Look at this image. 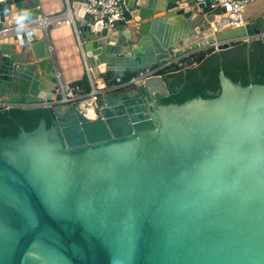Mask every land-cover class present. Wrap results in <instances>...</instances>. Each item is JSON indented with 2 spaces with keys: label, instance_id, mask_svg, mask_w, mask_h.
<instances>
[{
  "label": "water",
  "instance_id": "1",
  "mask_svg": "<svg viewBox=\"0 0 264 264\" xmlns=\"http://www.w3.org/2000/svg\"><path fill=\"white\" fill-rule=\"evenodd\" d=\"M88 1L68 4L109 86L196 51L264 44V11L193 41L204 31L190 9L210 2L126 0L130 22L108 29ZM20 8L38 29L30 43L15 31ZM41 15L39 0L0 2V101L51 117L0 134V264H264V83L221 70L216 96L165 104L163 75L103 94L96 117L76 102L45 105L60 85Z\"/></svg>",
  "mask_w": 264,
  "mask_h": 264
},
{
  "label": "trees",
  "instance_id": "2",
  "mask_svg": "<svg viewBox=\"0 0 264 264\" xmlns=\"http://www.w3.org/2000/svg\"><path fill=\"white\" fill-rule=\"evenodd\" d=\"M250 49L260 57L254 62L238 60L233 56L234 52L241 49ZM197 67L189 68L184 72L173 73L170 78L175 82L167 80L171 96L164 98L162 103H183L195 97L211 98L220 91L219 72L223 70L230 79L235 82L241 81L243 85L251 83H264V44L254 41L250 45L241 44L227 53L207 54L204 51L192 56ZM71 86H79L83 91L91 89L90 81L85 75L80 81ZM142 93H144L142 91ZM46 119L50 123L51 117L48 109L43 107H13L0 110V134L3 136L16 135L20 127L30 130L37 126L40 119Z\"/></svg>",
  "mask_w": 264,
  "mask_h": 264
},
{
  "label": "built area",
  "instance_id": "3",
  "mask_svg": "<svg viewBox=\"0 0 264 264\" xmlns=\"http://www.w3.org/2000/svg\"><path fill=\"white\" fill-rule=\"evenodd\" d=\"M3 0H0V2ZM196 4L210 2L212 9H220L227 17L229 28H237L246 24L245 12L250 2L257 0H192ZM86 14L89 19L96 25L100 24L103 28L113 29L117 24H127L131 20V10L126 0H89L86 6ZM49 20V21H48ZM47 22L41 23L46 28L47 23L64 21L67 24H74V15L69 4L66 11ZM197 63L192 59L187 61H179L176 65L162 67V69L153 68L142 70L137 74L128 77L123 82L109 86L105 82L94 83L90 80L91 89L88 92L83 91L79 86H61L52 92V98L57 99L56 102L61 103H78L79 107L90 117L98 115L97 110L100 109V99L105 93L135 87L140 83H144L147 79L157 76L169 75L177 73L184 68L194 67ZM91 78V76H89ZM55 95V97H53ZM50 100V99H49ZM54 103V102H53ZM52 102H46L45 105H51ZM35 105H15L6 101H0V110L13 107H32Z\"/></svg>",
  "mask_w": 264,
  "mask_h": 264
},
{
  "label": "crops",
  "instance_id": "4",
  "mask_svg": "<svg viewBox=\"0 0 264 264\" xmlns=\"http://www.w3.org/2000/svg\"><path fill=\"white\" fill-rule=\"evenodd\" d=\"M39 1L40 9L42 10V15L38 20L39 24L47 22L48 19H52L54 17L62 15L68 7V0ZM252 4L253 5H247L246 7V23L254 17L260 15V13L264 11V0L254 1V3ZM190 10L191 13H193L192 17H194L196 21H199L198 28L201 31H204V33L195 36V38H193V41H198L206 37L207 35H212L214 33L224 31L229 28L227 17L220 9L214 10L210 5H208L203 9H199L196 6L191 7ZM223 16L226 18V25H218V21H220ZM49 25L51 29L47 31V33L45 32V37L48 45L51 48L52 61L51 63H49L48 67L54 69L57 73H59V87L71 86L73 83L80 81L85 75H87L89 79H92L94 83L104 82L102 78L98 77L97 70L89 65L86 57L84 56L80 44L79 35L77 34V31L75 29V25H70L64 21H60L47 23L45 27L47 28ZM13 44L14 47L11 49V51L13 53L19 54L21 52L19 44L16 41H14ZM199 52L202 51H196L190 56L179 61L188 60L192 58L193 55ZM22 56H25V53H23ZM156 68L162 69V67ZM89 76H91V78ZM53 97H55V95Z\"/></svg>",
  "mask_w": 264,
  "mask_h": 264
},
{
  "label": "clouds",
  "instance_id": "5",
  "mask_svg": "<svg viewBox=\"0 0 264 264\" xmlns=\"http://www.w3.org/2000/svg\"><path fill=\"white\" fill-rule=\"evenodd\" d=\"M33 13L31 9L20 8L13 16L15 31L21 36V43H30L36 36L38 29L31 27Z\"/></svg>",
  "mask_w": 264,
  "mask_h": 264
},
{
  "label": "flooded vegetation",
  "instance_id": "6",
  "mask_svg": "<svg viewBox=\"0 0 264 264\" xmlns=\"http://www.w3.org/2000/svg\"><path fill=\"white\" fill-rule=\"evenodd\" d=\"M235 49V48H234ZM232 51V50H231ZM254 50H250V49H239V50H237V52H234V54H233V56H235V58L236 59H238V60H245V61H247L249 64L250 63H252V62H254L257 58H259L260 57V55H259V53L258 52H256V53H254L253 52ZM198 65V64H197ZM197 65L196 66H194V67H197ZM190 68H193V67H190ZM187 69H189V67H187V68H184L183 70H181V71H179V72H184V73H186V70ZM178 73V72H177ZM171 75H173V74H171ZM169 81L170 82H175L176 81V79L175 78H170V75H169ZM163 100V99H162Z\"/></svg>",
  "mask_w": 264,
  "mask_h": 264
},
{
  "label": "bare ground",
  "instance_id": "7",
  "mask_svg": "<svg viewBox=\"0 0 264 264\" xmlns=\"http://www.w3.org/2000/svg\"><path fill=\"white\" fill-rule=\"evenodd\" d=\"M227 21L226 18L223 16L220 21H218V25H226ZM4 39V37H0V40ZM48 98H52V93L48 95Z\"/></svg>",
  "mask_w": 264,
  "mask_h": 264
},
{
  "label": "rangeland",
  "instance_id": "8",
  "mask_svg": "<svg viewBox=\"0 0 264 264\" xmlns=\"http://www.w3.org/2000/svg\"><path fill=\"white\" fill-rule=\"evenodd\" d=\"M257 1H259V0H257ZM252 3H254V2L249 3L248 6L253 5ZM245 16H246V13H245ZM209 51H210V49H209V50H205L204 53L207 54ZM191 59H192V58L188 59L187 61H189V60H191ZM50 101H51L52 103H53V102L55 103V102L57 101V99L51 98ZM100 105H101V103H100ZM97 112L99 113V110H97Z\"/></svg>",
  "mask_w": 264,
  "mask_h": 264
}]
</instances>
